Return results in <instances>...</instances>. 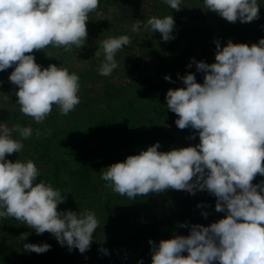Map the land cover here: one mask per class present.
<instances>
[{
	"label": "clouds",
	"instance_id": "9594fccd",
	"mask_svg": "<svg viewBox=\"0 0 264 264\" xmlns=\"http://www.w3.org/2000/svg\"><path fill=\"white\" fill-rule=\"evenodd\" d=\"M164 2L181 10V0ZM99 4L100 0H0V71L14 69L9 81L17 88L16 104L24 116L43 123L54 105L67 115L80 103L79 76L55 64L44 68L33 53L49 45L65 51L73 46L82 49L89 14ZM204 6L230 23L259 19L257 0H204ZM174 25L172 15L151 17L144 30L159 32L168 42L174 38ZM139 29L137 21L132 31ZM130 43L127 35L102 42L99 75L112 74L118 67L117 52ZM214 43V63L193 60L204 74L203 83L189 72L179 77L185 87L166 93L167 108L178 117L177 127L194 129L199 144L162 152L157 142L110 165L101 175L106 187L131 200L168 189L193 195L207 190L216 197L215 211L226 213L208 226L191 225L187 236L175 235L158 245L149 240L151 264H264V180L253 183L257 175L264 176V38L250 46L231 40L224 47L219 40ZM100 54L98 50L94 56ZM164 79L171 81L169 75ZM32 135L31 127L0 123V217H13L37 235L48 232L61 246L83 254L101 226L95 213L58 210L67 195L43 180L37 182L40 170L32 160L6 159L20 153L23 140ZM50 248L46 243L24 245L26 252L37 254ZM101 251L107 254L106 249Z\"/></svg>",
	"mask_w": 264,
	"mask_h": 264
},
{
	"label": "crops",
	"instance_id": "0c3cea01",
	"mask_svg": "<svg viewBox=\"0 0 264 264\" xmlns=\"http://www.w3.org/2000/svg\"><path fill=\"white\" fill-rule=\"evenodd\" d=\"M257 2L259 19L230 23L207 10L204 0H181L180 11L171 9L164 0H100L97 10L89 14L88 36L82 49L73 46L72 51H65L49 45L34 51L35 61L42 67L55 64L79 76L80 103L67 115H61L54 105L51 117L43 123H36L18 110L21 114L15 121L27 119L25 123L31 125L34 136L28 145L23 142L20 153L32 154L40 170L37 182L43 180L67 195L58 210L92 211L101 226L94 231L90 249L85 253L73 252V248L66 258L45 261L41 254L32 257V252L20 249L32 244V229L13 217H0V264H151L149 240L158 245L178 233L187 236L191 225L208 226L225 216L226 213L215 211L216 197L207 190L193 195L168 189L131 200L106 187L101 175L110 165L157 142L161 145L158 151L162 152L199 144L194 129L177 127L178 117L167 108L166 93L185 87L179 77L189 72L197 83H203L204 74L196 70L193 60L214 63V40H219L221 47L229 40L250 46L264 38V0ZM169 15L175 25L174 38L168 42L159 32L144 30L149 18ZM137 21L140 29L133 32ZM121 35L129 36L132 43L117 52L118 67L111 75H99L98 68L104 61L102 42ZM172 42L173 50H166L165 45ZM98 50L101 54L96 57ZM13 70L0 71L1 79L9 78ZM165 75L171 81L165 80ZM9 87L2 84L4 93ZM193 135L195 139H190ZM262 180L264 176L257 175L253 183ZM162 216H167V224ZM181 224L188 226L180 227ZM60 247L68 248L66 244ZM101 249H106L107 254ZM182 255L187 256V252Z\"/></svg>",
	"mask_w": 264,
	"mask_h": 264
},
{
	"label": "rangeland",
	"instance_id": "374dc122",
	"mask_svg": "<svg viewBox=\"0 0 264 264\" xmlns=\"http://www.w3.org/2000/svg\"><path fill=\"white\" fill-rule=\"evenodd\" d=\"M1 78H2V76L0 77V123H6L9 128H12L13 125H15L17 123L20 124L21 126L25 127V124L28 122L27 119H21L20 118L19 120H17V122L15 121V117H17V116L20 117V114H21V113L18 114V112H17L18 110H20L19 106L16 104L17 97L15 95V91L17 90V88L15 85L10 84L11 82H9L8 77L7 78L5 77L4 79H1ZM2 84L3 85L6 84L7 86L10 85L11 87H9V89H7L6 92L4 93V91H3L4 88H2ZM1 94H2V96H1ZM11 115L13 117H11ZM49 117H51V116H49ZM25 121H26V123H25ZM30 126H31L30 124H26V127H30ZM16 134L17 133H13V137L15 139H20L19 135L17 134V136H16ZM33 138H34V136L32 135L31 138H29L27 140H23L24 144L28 145V143L33 141ZM30 149H34V147L33 148L31 147ZM30 152H32V151L30 150ZM31 156H32V154H29V156L28 155L26 156V155H23V153L22 154L21 153H13L11 155H8L6 157V159H8L12 162H15L17 159L24 161V162H26L27 160L34 161V158ZM162 217L164 218V224H167V222H168L167 216H162ZM6 234H8V233H4L3 235H6ZM178 235H179V233H178ZM30 237H31V234H30ZM8 244H12V243L8 242ZM75 255H77V254H75ZM45 259H47V258H45Z\"/></svg>",
	"mask_w": 264,
	"mask_h": 264
},
{
	"label": "trees",
	"instance_id": "16d2710c",
	"mask_svg": "<svg viewBox=\"0 0 264 264\" xmlns=\"http://www.w3.org/2000/svg\"><path fill=\"white\" fill-rule=\"evenodd\" d=\"M175 47V45H173V42L172 44H168V45H165V49H171L173 50V48ZM30 242L33 243V244H37V245H40V244H48L51 246L50 250L44 252V253H41V258L45 261H47L48 259H54V258H57V259H60V258H66L68 255H70L71 251H69L68 248H63V247H60V244L57 242V240L55 239V237H53L50 233L48 232H45L41 235H37L35 230L32 229L31 230V237H30ZM16 247V246H15ZM15 247L13 248V250H17L15 249ZM21 250H24L23 248H20ZM74 251L73 252H77V253H80L78 251V249H73ZM31 256L32 257H36L38 256L37 253L35 252H32L31 253ZM47 258V259H45Z\"/></svg>",
	"mask_w": 264,
	"mask_h": 264
}]
</instances>
